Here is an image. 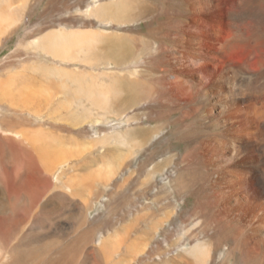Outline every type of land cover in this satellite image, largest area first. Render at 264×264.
<instances>
[{
  "label": "rangeland",
  "instance_id": "obj_1",
  "mask_svg": "<svg viewBox=\"0 0 264 264\" xmlns=\"http://www.w3.org/2000/svg\"><path fill=\"white\" fill-rule=\"evenodd\" d=\"M214 1L207 23L195 26L188 0H15L0 29V155L3 146L20 155L28 194L37 186L51 190L42 194L25 230L41 240L35 263L65 249L64 260L74 264H264V242L254 230L204 228L233 218L225 211L212 218L203 207L219 199L208 189L205 166L182 171L192 147L221 139L218 110L210 111L228 73L244 92L248 74H262L264 83V0ZM100 4L104 11L97 10ZM234 13L247 20L237 26L250 38L241 46L227 27ZM181 31L200 47L198 53L181 49L175 41ZM60 32L87 35L91 42L64 57L52 46ZM224 43L228 49H220ZM176 50L178 60L169 69L166 61H174ZM217 50L222 62L206 77L204 65ZM151 58L158 59L168 99L188 109V123L173 130L165 120L164 129L137 148L139 131L159 125L144 120L148 103L136 89ZM224 63L232 69L224 71ZM181 70L206 77L198 98L190 84H177ZM249 179L251 197L264 204ZM5 180L0 174L8 199L15 190L11 184L6 189ZM54 187L60 197L54 198ZM4 198L0 191V213L8 206ZM51 201L55 208L46 207Z\"/></svg>",
  "mask_w": 264,
  "mask_h": 264
},
{
  "label": "bare ground",
  "instance_id": "obj_2",
  "mask_svg": "<svg viewBox=\"0 0 264 264\" xmlns=\"http://www.w3.org/2000/svg\"><path fill=\"white\" fill-rule=\"evenodd\" d=\"M188 3L190 4L189 6H191L188 13L190 12L191 22L195 26L201 23L205 25L208 17L207 11H210L208 9H210V7H216L214 0H188ZM14 4L15 0H0V29L5 28L7 21H10L7 20L8 18L10 19L8 13L13 9ZM97 10L104 11L103 5L100 4ZM244 18L246 17L234 13L229 16L227 22V27H230V31L234 36L238 35L237 38L233 40V43L237 42L239 46L244 42H248L250 39L237 27L240 22H247ZM182 32L183 31L179 32V36L177 35L175 38V41L180 42L179 46L181 49H185L186 52L198 53V50H201L200 47L195 41H192L191 36H183ZM211 32L212 34L215 33L214 30ZM78 34L77 32L71 34L60 32L53 39L52 46L54 50L59 55L62 54L65 57V55L70 53L71 49L74 48L78 50L80 47L88 44V42H91V39H89L87 35H83L81 38ZM173 46L177 45L174 43ZM227 47V43H224L221 45L220 49H225ZM243 48L246 56H249L251 50L249 44ZM163 52L166 53L164 50ZM210 56L213 57L204 65L206 77L212 76L213 71H211L210 68H213L215 62H222V57L218 54V50L213 51V54ZM174 57V61H166V64L169 65V69H171V67L175 68L172 64L178 60L177 50L174 53ZM150 64L152 65L146 64V73L142 76V79L136 80V89L142 90L138 93V96L142 98V100L145 99V103H148L146 108L148 112H145L143 115L144 120L149 124L158 123L159 125H156L154 129L149 128L139 131V133L141 132L140 135L136 136L137 148L142 147L147 137L155 135L161 129H164L163 125L165 120H170L169 125L172 126L173 130L175 128H180V126L184 127L183 124L188 123L185 121L188 116V109L178 108V105L173 100V96H171L170 100L168 99L170 88H168L165 83H162L163 76L159 74V68L155 66L158 65V59L154 58L152 60L151 58ZM237 67L235 68L237 69ZM222 69L225 71L232 69V67L229 68L227 64L224 63V68ZM237 72L236 70L235 73ZM177 73L175 77L177 84H190L191 96L193 98H198L203 87L207 85L206 77L200 78L197 73H190L187 70H181ZM154 74H156V76ZM229 74L230 73H228V76ZM228 76L225 77L226 80H224L226 86L220 90L218 89L219 87L216 89L214 98L217 101L210 111V113H213L215 109L216 111L218 110L217 115L220 118L218 135L221 139L219 140L214 137L208 141H202V143L200 141V146L192 147V149L186 153V156L182 158V162L185 163L182 171H187L190 168H196L201 165L205 166V169L203 168L205 179L207 182H212L208 189L211 188V190H215L214 192L219 193V199L213 197L216 202L212 200L207 201L203 207L212 210V213L209 214L212 218H215L213 216H218L216 215L217 213L223 214L224 211L226 217L233 218V220H230L226 224L217 221L215 224L205 225L204 228L224 229L226 227H246L250 230H254L260 238V241L264 242V204L256 203L255 199L251 197L254 184H252L249 179V176L254 179L255 185H257V187L255 186L256 189L259 188L261 195L264 196V102H262L264 83L261 84L263 75L259 73L248 74L249 89L246 92L238 87L239 81L236 77L232 78V76ZM217 86L219 85L215 87ZM215 87L211 85L208 89L213 88L215 90ZM155 114L157 116H155ZM242 114H244L245 117H242ZM16 136L18 139H21L23 135L18 133ZM38 140L35 141V143L38 142ZM1 152L2 155L0 156L3 162V165H1L0 162L2 166V170L0 171L1 178L7 181L4 183L6 189L9 184L14 187L13 191L15 190V195L7 199L5 189L3 188L4 185L0 182L1 194L5 197L4 199L8 201V206L5 211L0 213V246L2 247V249H0V264H74L72 261L66 262L64 260L65 256H63V254L66 252L64 251L65 249L52 250L47 257L40 261H36V263L34 262L41 248L36 245L41 240H39L38 235H33L34 231L27 233L25 230L27 229V225H30L36 218V206L38 202H40L39 200L42 198V194L44 193L45 195L51 190L46 188L42 189L37 186V188L30 189V193L28 194V189L21 181L24 170L22 168L23 164L21 163L22 158H20V155L16 153V151H10V149H7V147L5 148V146L2 147ZM36 153L41 155L42 149H37ZM10 165H12L11 170L8 169ZM180 174L181 172L179 175ZM10 177H12L13 182L9 183L8 179H10ZM180 178L181 177L177 178L176 181H179ZM56 181L57 180H55V182ZM53 193L54 198L60 197V193L56 190V187L52 189V194ZM214 195L216 196V194ZM46 207L55 208L54 201L49 202ZM216 208H218V210L215 211L214 209ZM35 221L39 222L38 219ZM238 232L239 231H237V233ZM27 248H30L28 249L29 252L25 250ZM68 257L70 258V255ZM28 259L33 260L28 262Z\"/></svg>",
  "mask_w": 264,
  "mask_h": 264
}]
</instances>
